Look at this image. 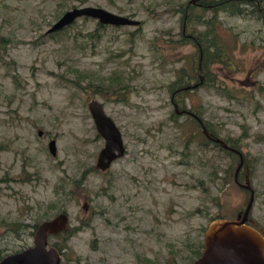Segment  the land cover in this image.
Wrapping results in <instances>:
<instances>
[{
  "label": "rangeland",
  "instance_id": "obj_1",
  "mask_svg": "<svg viewBox=\"0 0 264 264\" xmlns=\"http://www.w3.org/2000/svg\"><path fill=\"white\" fill-rule=\"evenodd\" d=\"M188 1L0 0V259L32 244L37 224L65 211L66 239L49 234V245L65 240L60 264H191L206 229L236 218L249 191L238 183L243 168L234 179L238 156L206 142L175 104L235 139L254 188L251 223L264 229V17L248 2L235 13L190 7L212 20L228 48L231 63L215 61L210 70L230 93L206 84L202 68V82L197 75L189 84L196 86L171 96L179 68L197 71V47L178 41L180 4ZM84 5L140 24L95 30L98 21L82 16L46 32ZM92 99L126 147L106 170L96 166L104 139ZM74 179L82 182L69 193Z\"/></svg>",
  "mask_w": 264,
  "mask_h": 264
},
{
  "label": "water",
  "instance_id": "obj_2",
  "mask_svg": "<svg viewBox=\"0 0 264 264\" xmlns=\"http://www.w3.org/2000/svg\"><path fill=\"white\" fill-rule=\"evenodd\" d=\"M82 16L94 18L101 24H140V19L135 17L119 14L101 6L84 5L67 9L46 32L60 30ZM202 80L203 77L200 76V82ZM197 84H192L191 87ZM185 88H190V85ZM88 108L97 132L104 139V145L97 156L96 166L101 170H106L116 158L124 155L126 147L120 128L114 119L106 113L102 103L97 99H92L88 102ZM175 110L178 111L176 105ZM200 121L202 131L208 138L220 143L223 147L238 152L240 156L242 155L240 150L230 147L221 137L212 136L203 121ZM41 132V130L38 131L39 134ZM48 149L53 155L56 154L55 139L48 141ZM239 167L240 164L237 165L236 172ZM242 186L250 191L244 209L238 213L236 218L217 220L206 229L203 249L191 264H264V237L262 235L264 229L261 226L256 228L247 224L252 220L249 218V212L254 199V188L248 175ZM83 206L86 208L87 204L84 203ZM67 220L68 215L65 211L42 220L34 230L33 243L3 256L0 259V264H60L61 253L56 246L49 245V234L66 228Z\"/></svg>",
  "mask_w": 264,
  "mask_h": 264
},
{
  "label": "trees",
  "instance_id": "obj_3",
  "mask_svg": "<svg viewBox=\"0 0 264 264\" xmlns=\"http://www.w3.org/2000/svg\"><path fill=\"white\" fill-rule=\"evenodd\" d=\"M253 1H256V0H218V1H215V0H198L197 2L188 1L186 3L180 4L182 6L179 9L180 10L179 12H181V16H180L181 32H180V37H179L178 41L181 44H186V42L189 41V42H192V44L197 47V50H198L197 71H198V74H196L197 71L194 73V72L188 71L185 67L179 68V70L177 71L176 79L170 85L171 86V96L176 95V94H181L187 90H190V89L185 88V86L191 84L190 82L194 78H196L197 75H198V77L200 76L199 69H202V68L205 69L204 72H205L206 84H211L214 87L218 86L219 89L226 90L227 93H230L229 90H227L225 86L220 85L216 81V78L214 76L211 77V75H214V74L210 70L211 63H213L215 61H217V62L223 61L226 65H229L231 63V60H230V57L228 54L229 53L228 48L226 45H223L221 40H219L218 33L215 31L212 20L211 19L205 20L204 18H201V14L199 15V14H193V12L191 13L189 8L195 7V6H201V7H203V9H209L212 11H218L220 9V10H229V11L235 13V12H239V11L241 12L243 9V7H240L238 5L239 3L248 2V3L253 4L252 8H251V12H250V13H253V11L256 7V3ZM194 13H197V12H194ZM83 17H84V19L89 18L87 16H83ZM199 23H203L205 25L204 29H197V28H194V26H193V27H190L192 30L191 32L186 31L188 24L189 25L190 24L195 25V24H199ZM105 26H106L105 24H101V23L97 22L95 30L100 29V28H104ZM214 82H216V84ZM190 88H192V87H190ZM183 109H185V108H183ZM187 110L189 111L190 114H193L192 110H190V109H187ZM195 115L200 118V115L198 113ZM189 117L191 119L193 118L191 116H189ZM198 124L199 123L197 122V127H201ZM204 124H205L208 132L212 136L219 137L210 128V125L207 122L204 121ZM201 131H202V127H201ZM191 133H192V131H191ZM202 133H203V131H202ZM204 136L206 137V139H205L206 142L211 141L215 144V146L219 147L221 150L226 151L228 154L236 155V152L222 147V145L220 143L212 140L211 138H208L205 134H204ZM223 140L227 144H229L231 147L237 148V146L234 142L235 139L230 138V139H223ZM204 144H205V142H204ZM79 180L80 179H78V180L74 179L75 183H74V185H72L69 188V193H71V191L74 192V190L80 186V183L82 181L81 180L79 181ZM59 188L63 191L64 185H60ZM63 234H69L68 228L63 229L62 231H59L56 234H51L50 237L51 236L59 237L60 235H62L61 237L66 239V235H63ZM64 239L62 240V242H58V241L54 242L55 243L54 245L59 250H61V248H63L65 246V240ZM202 247H203V242H199L198 247L195 251L196 256L200 255V253L202 251L201 250Z\"/></svg>",
  "mask_w": 264,
  "mask_h": 264
},
{
  "label": "flooded vegetation",
  "instance_id": "obj_4",
  "mask_svg": "<svg viewBox=\"0 0 264 264\" xmlns=\"http://www.w3.org/2000/svg\"><path fill=\"white\" fill-rule=\"evenodd\" d=\"M261 1V0H260ZM260 1H257V9H254V11H253V13H252V15H254V17H256V18H258V17H264V6L262 7V6H260ZM194 2H196V0L194 1ZM257 12V13H256ZM176 105V104H175ZM176 111V110H175ZM176 113L177 114H186L187 116H191V117H193V119H195L198 123H199V125L202 127V123H201V121H200V119L196 116V115H193V114H190L189 113V111L186 109L185 111H183L182 109H180V108H178V111H176ZM213 140V139H212ZM229 145V144H228ZM230 146V145H229ZM223 147V146H222ZM231 147V146H230ZM224 148H226V147H224ZM233 148V147H232ZM226 149H229V148H226ZM229 150H232V149H229ZM232 151H234V150H232ZM234 152H236V151H234ZM242 152V151H241ZM236 155L238 156V159H239V162H238V164H240V167L238 168V170H237V172H236V168H235V174H234V179L236 180V181H238L237 180V175L239 174H242L243 172H242V168L244 169V182H239L238 181V183L240 184V185H242V183H245V179H246V176L248 175V177H249V172H250V168L248 167V163H247V160L245 159V156L243 155V153H242V157L239 155V153L238 152H236ZM242 160V161H241ZM240 161H241V163H240ZM237 164V165H238ZM250 179V178H249ZM249 191V190H248ZM249 193H250V191H249ZM240 212H242V209L240 210V211H238V213H240ZM238 213H237V215H238ZM237 215H236V217H237ZM249 218H250V216H249ZM247 223H251V221H248ZM251 224H254L255 225V227L256 228H258V226L252 221V223ZM263 236H264V234H263ZM204 245V244H203ZM202 249H203V247H202ZM201 249V250H202ZM197 257V256H196Z\"/></svg>",
  "mask_w": 264,
  "mask_h": 264
}]
</instances>
